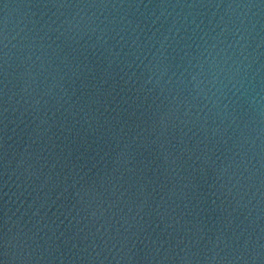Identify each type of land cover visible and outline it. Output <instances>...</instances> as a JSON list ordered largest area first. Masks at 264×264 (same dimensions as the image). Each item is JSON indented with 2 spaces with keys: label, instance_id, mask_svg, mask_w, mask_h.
<instances>
[{
  "label": "water",
  "instance_id": "95a60500",
  "mask_svg": "<svg viewBox=\"0 0 264 264\" xmlns=\"http://www.w3.org/2000/svg\"><path fill=\"white\" fill-rule=\"evenodd\" d=\"M0 264H264V0H0Z\"/></svg>",
  "mask_w": 264,
  "mask_h": 264
}]
</instances>
